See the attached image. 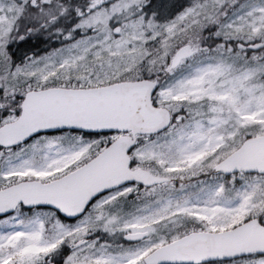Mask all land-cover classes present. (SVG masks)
<instances>
[{
    "label": "snow or ice",
    "instance_id": "obj_1",
    "mask_svg": "<svg viewBox=\"0 0 264 264\" xmlns=\"http://www.w3.org/2000/svg\"><path fill=\"white\" fill-rule=\"evenodd\" d=\"M0 264H264V0H0Z\"/></svg>",
    "mask_w": 264,
    "mask_h": 264
}]
</instances>
